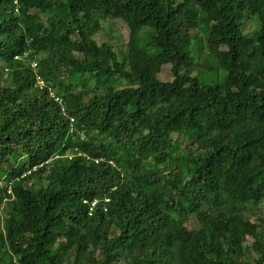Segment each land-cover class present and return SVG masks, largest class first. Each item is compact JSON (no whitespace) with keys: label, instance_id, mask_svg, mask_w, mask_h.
<instances>
[{"label":"trees","instance_id":"obj_1","mask_svg":"<svg viewBox=\"0 0 264 264\" xmlns=\"http://www.w3.org/2000/svg\"><path fill=\"white\" fill-rule=\"evenodd\" d=\"M263 25L264 0H0V264H264Z\"/></svg>","mask_w":264,"mask_h":264},{"label":"rangeland","instance_id":"obj_2","mask_svg":"<svg viewBox=\"0 0 264 264\" xmlns=\"http://www.w3.org/2000/svg\"><path fill=\"white\" fill-rule=\"evenodd\" d=\"M262 30L264 31V25L262 26ZM127 35L128 32L122 24H117L111 18L106 17L103 19L97 41L103 42L110 38L111 44L115 47H122L127 42Z\"/></svg>","mask_w":264,"mask_h":264},{"label":"built area","instance_id":"obj_3","mask_svg":"<svg viewBox=\"0 0 264 264\" xmlns=\"http://www.w3.org/2000/svg\"><path fill=\"white\" fill-rule=\"evenodd\" d=\"M20 0H14V2L17 4L18 2H19ZM32 67H36V64H32ZM43 84H44V81H43V79H42V77L41 76H37V85H40V86H43ZM53 97H54V99H55V101H57V102H59V103H61V99L59 98V97H56V96H54L53 95ZM73 122H74V119L73 118H71V123L73 124ZM71 124V125H72ZM71 132L73 131V127L71 128V130H70ZM97 163H98V161H96ZM7 193L9 194V195H11L12 194V190L11 189H8V191H7ZM109 199L108 198H106V199H104V202L105 203H109ZM87 204L89 205V215L91 216L92 215V213H93V211H94V209L96 208V206H98L99 204H100V200H98V199H95V200H93V201H91V202H87Z\"/></svg>","mask_w":264,"mask_h":264},{"label":"clouds","instance_id":"obj_4","mask_svg":"<svg viewBox=\"0 0 264 264\" xmlns=\"http://www.w3.org/2000/svg\"><path fill=\"white\" fill-rule=\"evenodd\" d=\"M20 58V56H15V59H19ZM33 64H35V63H33ZM33 68H35V67H33ZM37 76H39V75H37ZM43 79V78H42ZM36 82H37V77H36ZM8 191V190H7ZM13 194V193H12ZM11 194V195H12Z\"/></svg>","mask_w":264,"mask_h":264}]
</instances>
